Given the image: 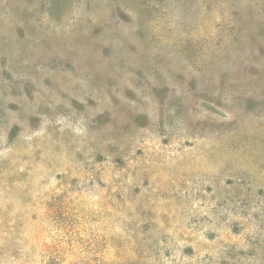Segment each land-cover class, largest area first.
Listing matches in <instances>:
<instances>
[{"label":"rangeland","instance_id":"1","mask_svg":"<svg viewBox=\"0 0 264 264\" xmlns=\"http://www.w3.org/2000/svg\"><path fill=\"white\" fill-rule=\"evenodd\" d=\"M0 264H264V0H0Z\"/></svg>","mask_w":264,"mask_h":264}]
</instances>
